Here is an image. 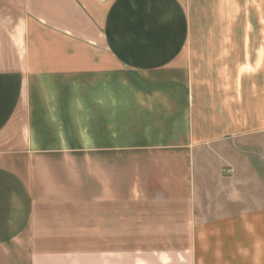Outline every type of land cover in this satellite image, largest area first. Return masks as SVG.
<instances>
[{
  "label": "crops",
  "instance_id": "0c3cea01",
  "mask_svg": "<svg viewBox=\"0 0 264 264\" xmlns=\"http://www.w3.org/2000/svg\"><path fill=\"white\" fill-rule=\"evenodd\" d=\"M191 33L183 0H0V264H264V34L206 84Z\"/></svg>",
  "mask_w": 264,
  "mask_h": 264
},
{
  "label": "rangeland",
  "instance_id": "374dc122",
  "mask_svg": "<svg viewBox=\"0 0 264 264\" xmlns=\"http://www.w3.org/2000/svg\"><path fill=\"white\" fill-rule=\"evenodd\" d=\"M183 1L191 18L190 49L202 80L206 84L211 79L221 83L225 81L224 74L228 80L231 74L236 78L243 35L264 34V25L254 26L258 13L254 11V0ZM258 16L264 17V13Z\"/></svg>",
  "mask_w": 264,
  "mask_h": 264
}]
</instances>
